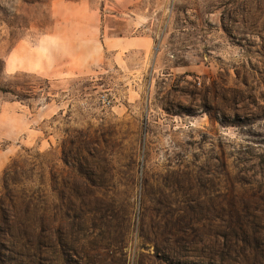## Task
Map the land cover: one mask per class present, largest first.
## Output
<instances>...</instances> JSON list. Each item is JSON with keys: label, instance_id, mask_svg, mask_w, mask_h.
Masks as SVG:
<instances>
[{"label": "rangeland", "instance_id": "374dc122", "mask_svg": "<svg viewBox=\"0 0 264 264\" xmlns=\"http://www.w3.org/2000/svg\"><path fill=\"white\" fill-rule=\"evenodd\" d=\"M6 172L0 264H264V0H0Z\"/></svg>", "mask_w": 264, "mask_h": 264}, {"label": "trees", "instance_id": "16d2710c", "mask_svg": "<svg viewBox=\"0 0 264 264\" xmlns=\"http://www.w3.org/2000/svg\"><path fill=\"white\" fill-rule=\"evenodd\" d=\"M7 175H9V172H6L3 176L5 196L0 198V255L2 254V250L5 249L14 253L16 246L12 240L16 236L15 231L16 229L24 231V229H21L11 216L10 208L15 206L13 201L15 197L9 185L10 182H12V179H9ZM2 260L3 259L0 258V263H2Z\"/></svg>", "mask_w": 264, "mask_h": 264}, {"label": "built area", "instance_id": "2783aa9c", "mask_svg": "<svg viewBox=\"0 0 264 264\" xmlns=\"http://www.w3.org/2000/svg\"><path fill=\"white\" fill-rule=\"evenodd\" d=\"M110 103H111L110 101H107L106 99L104 100L105 105H109Z\"/></svg>", "mask_w": 264, "mask_h": 264}]
</instances>
